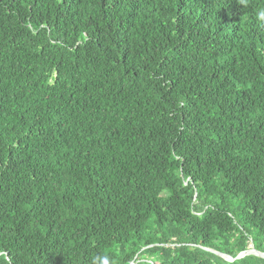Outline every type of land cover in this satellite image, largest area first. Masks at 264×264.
Returning <instances> with one entry per match:
<instances>
[{
	"label": "trees",
	"instance_id": "1",
	"mask_svg": "<svg viewBox=\"0 0 264 264\" xmlns=\"http://www.w3.org/2000/svg\"><path fill=\"white\" fill-rule=\"evenodd\" d=\"M262 8L0 0V264H264Z\"/></svg>",
	"mask_w": 264,
	"mask_h": 264
},
{
	"label": "clouds",
	"instance_id": "2",
	"mask_svg": "<svg viewBox=\"0 0 264 264\" xmlns=\"http://www.w3.org/2000/svg\"><path fill=\"white\" fill-rule=\"evenodd\" d=\"M238 3L243 7H247L248 0H238ZM256 18L259 22L264 24V8L256 12ZM92 264H110V257L104 255L93 256Z\"/></svg>",
	"mask_w": 264,
	"mask_h": 264
},
{
	"label": "water",
	"instance_id": "3",
	"mask_svg": "<svg viewBox=\"0 0 264 264\" xmlns=\"http://www.w3.org/2000/svg\"><path fill=\"white\" fill-rule=\"evenodd\" d=\"M214 252L219 254V255H221V256H223L226 259H230V260L232 259L230 256H228L226 254H223V253H220V252H216V251H214ZM244 254H255V255H259L261 257H264V253L263 252H259L256 249H254L253 247L252 248L250 247L249 249L240 252L235 258L241 257Z\"/></svg>",
	"mask_w": 264,
	"mask_h": 264
},
{
	"label": "rangeland",
	"instance_id": "4",
	"mask_svg": "<svg viewBox=\"0 0 264 264\" xmlns=\"http://www.w3.org/2000/svg\"><path fill=\"white\" fill-rule=\"evenodd\" d=\"M250 247H252V243L251 242L248 243V248H250Z\"/></svg>",
	"mask_w": 264,
	"mask_h": 264
}]
</instances>
